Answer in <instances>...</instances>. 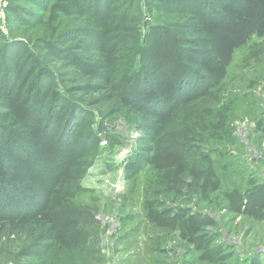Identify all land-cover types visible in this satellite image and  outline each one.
Returning a JSON list of instances; mask_svg holds the SVG:
<instances>
[{
  "label": "rangeland",
  "instance_id": "rangeland-1",
  "mask_svg": "<svg viewBox=\"0 0 264 264\" xmlns=\"http://www.w3.org/2000/svg\"><path fill=\"white\" fill-rule=\"evenodd\" d=\"M233 2L6 0L0 264H264V32L203 65Z\"/></svg>",
  "mask_w": 264,
  "mask_h": 264
},
{
  "label": "trees",
  "instance_id": "trees-1",
  "mask_svg": "<svg viewBox=\"0 0 264 264\" xmlns=\"http://www.w3.org/2000/svg\"><path fill=\"white\" fill-rule=\"evenodd\" d=\"M223 28L202 22V31L210 38L214 52V67L203 63L204 69L219 75L230 60L234 50L256 32H264V0H234L225 4ZM157 94L164 99L172 94V84H158Z\"/></svg>",
  "mask_w": 264,
  "mask_h": 264
},
{
  "label": "built area",
  "instance_id": "built-area-1",
  "mask_svg": "<svg viewBox=\"0 0 264 264\" xmlns=\"http://www.w3.org/2000/svg\"><path fill=\"white\" fill-rule=\"evenodd\" d=\"M7 6L6 0H0V33L6 34L7 33Z\"/></svg>",
  "mask_w": 264,
  "mask_h": 264
}]
</instances>
